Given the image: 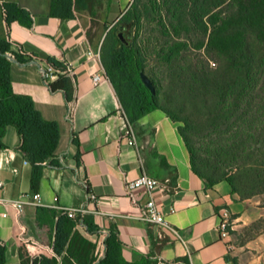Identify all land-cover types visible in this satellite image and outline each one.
I'll list each match as a JSON object with an SVG mask.
<instances>
[{"label":"crops","instance_id":"1","mask_svg":"<svg viewBox=\"0 0 264 264\" xmlns=\"http://www.w3.org/2000/svg\"><path fill=\"white\" fill-rule=\"evenodd\" d=\"M2 1L28 10L34 16L33 28L17 23L9 27ZM2 1L0 38L11 44L13 55L25 62L55 60L74 68L70 78L73 99L68 100L64 91H52L49 86L59 77L47 83L37 65L12 62L14 92L31 97L46 120L57 122L61 139L55 157L43 164L38 191L41 206L27 205L17 212L0 204V243L6 248V264H33L40 256L54 257L52 235L37 225V208H78L86 202L89 189L96 200L88 218L96 232H87L85 223V227L79 223L77 229L99 243L102 232L115 234L128 262L137 263L155 253L157 264L185 257L190 264H264V233L245 236L262 213L251 200H241L228 181L210 184L194 171L181 124L160 109L132 124L111 79L94 82V76L105 69L102 59L90 56L101 55L88 33L95 0L90 10L76 12L74 18L53 16L51 0ZM133 1L111 2L122 16ZM130 125L136 145L125 134ZM19 143L14 127L0 139V198L17 200L32 195V167L16 151ZM143 173L168 181L165 192L156 193V200L180 238L142 220L148 196L144 191L130 193L127 185ZM225 213L232 223L228 239L219 230Z\"/></svg>","mask_w":264,"mask_h":264},{"label":"trees","instance_id":"2","mask_svg":"<svg viewBox=\"0 0 264 264\" xmlns=\"http://www.w3.org/2000/svg\"><path fill=\"white\" fill-rule=\"evenodd\" d=\"M51 1L52 15L63 18H74L76 12L93 5V0ZM102 2L95 0L96 7ZM2 8L9 27L17 23L33 28L34 16L28 10L5 1ZM136 27L145 29L156 42L162 61L156 80L177 94L176 106L188 110L185 116L160 103L158 94L143 84L141 72L155 84L146 72L148 56L141 44L120 37L121 28L132 36ZM117 29L118 35L114 29L108 34L101 59L130 122L136 124L151 111L163 110L181 124L180 133L199 176L210 184L228 181L243 201L264 194V0H134ZM7 53L11 44L0 38V139L9 127L17 130L16 151L32 167L33 195L39 191L43 164L55 157L61 130L57 122L43 117L31 97L14 92ZM49 63L65 69L55 60ZM49 86L73 99L69 77L60 75ZM198 114L205 115L206 126L194 120ZM202 129L214 135L206 148L192 137ZM226 165L234 171L227 172ZM36 221L52 235L55 256H40L33 264H157L155 253L140 262H128L122 243L111 233L99 262L98 241H90L77 229L83 221L96 232L88 217L73 219L65 210L38 207ZM0 264H6L2 243ZM168 264H190V260L185 257Z\"/></svg>","mask_w":264,"mask_h":264},{"label":"built area","instance_id":"3","mask_svg":"<svg viewBox=\"0 0 264 264\" xmlns=\"http://www.w3.org/2000/svg\"><path fill=\"white\" fill-rule=\"evenodd\" d=\"M7 58L11 62H16L22 65H26L28 63H32L37 65L39 68L42 76L44 77L47 83H51L54 79L58 78L60 75H65L69 78L74 76V68L73 65L70 63H65V69L61 71L57 67L51 65L50 63H43L38 61L37 59H31L27 62H19L17 57L12 53L6 54ZM91 57H97L99 60L101 59L100 52L93 55L90 53ZM108 78L106 70L103 69V73L97 74L94 76L93 80L97 84L101 80ZM126 137L129 138L131 145H136L135 137H134V129L133 126L130 125L129 128L125 131ZM131 138V139H130ZM168 181H162L156 178L149 176L146 173H143L140 177L129 181L127 188L130 193L135 194L138 191H144L147 196L148 200L142 207V220L154 224L161 228L162 230L167 231L168 233L172 234L175 237L180 238L179 231L169 224L167 221L166 215L163 213L161 206L158 204L156 200V193L157 192H165L166 184ZM3 187V182L0 181V189ZM96 200L95 196L92 193H89V196L86 202L78 208H67L65 211L68 212L69 216L73 219L78 218H86L88 217L93 211L90 209V205ZM0 204L8 207H13L17 212H21L25 206H41V196L39 193H35L30 195L24 199H17V200H8L4 198H0ZM176 209H171V213H175ZM80 227H85L84 222L81 221L79 224ZM219 230L221 232V236L223 239H228L230 237V233L232 230V223L231 218L228 213L223 215L221 219ZM89 233H92L90 229H88ZM109 232L104 231L102 232V239L100 240L99 244V262L102 258H104L106 254V240L109 237ZM232 249V246H231ZM52 252V249H49ZM99 264V263H98Z\"/></svg>","mask_w":264,"mask_h":264},{"label":"rangeland","instance_id":"4","mask_svg":"<svg viewBox=\"0 0 264 264\" xmlns=\"http://www.w3.org/2000/svg\"><path fill=\"white\" fill-rule=\"evenodd\" d=\"M111 1L110 3L102 4V6L98 8L96 7V11L90 22L88 33L90 40L93 43L94 49L102 50L103 44L111 30L114 29L115 33L117 35L119 34V30L117 28L120 25L121 11H119L116 4L112 3ZM123 38H125L127 41H130L132 44L137 42L144 48L148 56L146 72L154 80L155 93L158 94L159 102L165 104L167 108L176 111L180 116H185L188 110L181 109V105L178 108L176 106V102L178 101V98H176L177 94L175 92L168 91L164 87H161L156 80V72L157 70L159 71L162 61L159 59L158 46L150 33L145 29L136 27L132 36L130 35L129 30H125L123 33ZM165 100L168 102H165ZM178 102H180V100ZM194 120L200 121L202 125L205 123L206 117L205 115L198 114ZM206 125L207 124L205 123V126ZM210 132L211 131H206V129L198 130L193 133L195 134L192 136L193 140L196 142V144L206 148L208 147V144L211 145V141L214 138V135H212V132ZM225 167L227 172L234 171L231 166L226 165ZM251 202L255 205L256 209L262 213V216L247 228L245 232L246 237H253L255 235L264 233V194L253 197Z\"/></svg>","mask_w":264,"mask_h":264},{"label":"water","instance_id":"5","mask_svg":"<svg viewBox=\"0 0 264 264\" xmlns=\"http://www.w3.org/2000/svg\"><path fill=\"white\" fill-rule=\"evenodd\" d=\"M124 15V14H123ZM122 37V35L120 36ZM141 80L143 84L153 93L155 94V86L152 82V80L144 73L141 72Z\"/></svg>","mask_w":264,"mask_h":264},{"label":"flooded vegetation","instance_id":"6","mask_svg":"<svg viewBox=\"0 0 264 264\" xmlns=\"http://www.w3.org/2000/svg\"><path fill=\"white\" fill-rule=\"evenodd\" d=\"M120 30H121V31H120V36L122 35V38H123L124 29L121 28ZM123 39H125V38H123Z\"/></svg>","mask_w":264,"mask_h":264}]
</instances>
